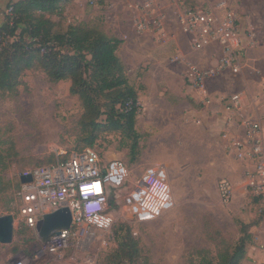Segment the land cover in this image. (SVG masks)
Segmentation results:
<instances>
[{
	"label": "rangeland",
	"instance_id": "rangeland-1",
	"mask_svg": "<svg viewBox=\"0 0 264 264\" xmlns=\"http://www.w3.org/2000/svg\"><path fill=\"white\" fill-rule=\"evenodd\" d=\"M10 1L16 0H0L4 20ZM73 1L68 0L61 14L46 16L54 22L55 32H65L70 25L78 24L103 31L108 10L123 13L132 3L79 0L72 5ZM193 1H198V6L215 8L219 0ZM227 5L237 13L245 50L252 44L261 48L254 53L259 73L249 83L257 96L264 91V0H226ZM22 82L17 94L0 92V172L6 184V190L0 194V217L13 215L15 219L13 242L0 243V264H200L204 257L217 261L219 253L238 243L241 223L246 220L253 221L251 226L261 225L258 229L262 239L247 250L257 252L252 249L254 245L264 252V210L259 211L256 201L248 195L241 166L231 179L236 190L232 201L224 204L221 200L218 185L223 177L230 178L223 175V165L228 171L237 160L228 147L223 162V139L209 130L214 119L188 113L186 104L172 106L160 101L157 107L139 110L135 149L133 139L127 135L104 129L90 146V128L83 124L84 107L77 96L70 94V81L54 83L35 68L25 72ZM236 85L228 84L227 90ZM263 98L262 94L260 113L264 117ZM104 102L102 99L101 104ZM194 105L199 109L202 103ZM85 150L95 151L105 162L124 163L127 183L116 193V207L109 209L113 223L108 231L92 228L79 245L73 243L51 252L48 240L40 239L21 219L19 177L26 170L52 165ZM156 166L167 170L174 205L158 218L141 220L128 196L146 170ZM127 230L140 252L132 262L116 255L122 243L127 247ZM246 258L240 264H264Z\"/></svg>",
	"mask_w": 264,
	"mask_h": 264
},
{
	"label": "built area",
	"instance_id": "built-area-1",
	"mask_svg": "<svg viewBox=\"0 0 264 264\" xmlns=\"http://www.w3.org/2000/svg\"><path fill=\"white\" fill-rule=\"evenodd\" d=\"M178 21L186 34L192 38L193 47L203 50L218 46L221 57L214 67L202 69L191 67L188 74L192 86L204 89L205 82L224 72L234 74L242 70L246 50L236 13L219 0L216 7L181 5ZM143 11L136 27L138 32H158L162 29V17L151 2L137 4ZM12 14V8L7 10ZM226 128L222 139L228 140L229 149L241 162L247 179L248 194L256 201L259 211L264 210V127L252 118H238L242 96L234 94L223 100ZM138 106H141L138 101ZM235 122L237 129L231 130ZM242 130L241 134L239 130ZM31 176L32 181L19 180L20 216L24 224L35 231L43 215L68 207L73 222L68 230L53 234L47 245L51 252L79 245L92 228L108 231L113 223L110 200L126 186L127 166L117 160L105 162L92 150L73 153L69 158L52 165L26 170L20 177ZM221 200L229 204L235 194L233 184L223 179L218 185ZM115 198V199H116ZM115 201V200H114ZM129 204L135 206L141 220L160 217L174 205V199L165 167L156 166L146 170L128 196ZM16 264H24L18 262Z\"/></svg>",
	"mask_w": 264,
	"mask_h": 264
},
{
	"label": "trees",
	"instance_id": "trees-1",
	"mask_svg": "<svg viewBox=\"0 0 264 264\" xmlns=\"http://www.w3.org/2000/svg\"><path fill=\"white\" fill-rule=\"evenodd\" d=\"M177 1L183 6H196L193 0ZM67 2H9L12 14L7 13L0 26V92L17 94L25 72L35 68L54 83L70 81V94L77 96L84 107L83 124L90 128L89 145H93L97 134L104 129L127 135L133 139L135 149L139 137L135 130L139 95L129 83L117 55L121 41L81 24L70 25L65 32H55L54 22L46 16L61 14ZM4 181L0 172V194L6 190ZM114 202L110 200L111 209L116 207ZM252 222L241 223L242 236L234 248L219 253L217 261L204 257L200 264H240L246 258L247 247L253 243L249 230ZM127 239V247L122 243L116 255L132 262L140 252L129 230Z\"/></svg>",
	"mask_w": 264,
	"mask_h": 264
},
{
	"label": "crops",
	"instance_id": "crops-1",
	"mask_svg": "<svg viewBox=\"0 0 264 264\" xmlns=\"http://www.w3.org/2000/svg\"><path fill=\"white\" fill-rule=\"evenodd\" d=\"M78 1L74 0L72 5H74V2L78 3ZM131 1L132 3L125 8L123 13L108 10L105 26L102 30L109 36L121 41L117 55L125 67L129 83L138 91V101L141 107H157V102L160 101H165L166 104L172 106L186 104L188 113L192 112L196 116L203 115L206 119H214L209 130L218 134L219 138L222 139L221 134L227 125L225 116H223L224 104L222 98L238 93L242 96V105L237 117L252 118L261 122L264 127V117L260 113V101L262 100V94L264 95V86H262L263 92L256 96L249 85L253 76L259 73L254 57L255 52L261 51L257 44L247 45L241 74L234 75L231 72H224L218 77L208 79L205 82L204 89L196 88L190 84L188 79L190 68L208 69L214 67L221 57V49L215 45L203 50H196L193 47L191 36L183 31L178 21L182 7L177 0ZM146 2H151L162 17V29L158 32L140 33L137 30L136 24L143 11L137 9L136 6ZM196 3L198 5L199 2ZM204 3L206 4V2ZM204 3L200 5H204ZM4 22L3 14L0 13V26ZM234 82L237 85L228 91L227 85ZM262 103L264 104V100ZM194 104L201 107L196 109ZM237 127L235 122L231 124L232 131H235ZM241 132L240 129L239 133L241 134ZM222 141L224 162L227 159L226 154L229 153V142L225 139ZM236 162L239 166L236 164L228 171L225 170L227 166L223 165V175L230 176V178L223 177V179H227L233 184L235 183L231 179L236 177L234 173L240 170L241 167L244 170L242 164L240 165L238 160ZM244 195H247L246 188ZM251 221L246 220L244 222L250 223ZM260 226L253 225L251 227L253 242H256L257 245L262 241L259 234L261 229H258ZM252 246V249H256L257 252L247 250L246 257L263 263L264 252L262 253L258 247Z\"/></svg>",
	"mask_w": 264,
	"mask_h": 264
},
{
	"label": "water",
	"instance_id": "water-1",
	"mask_svg": "<svg viewBox=\"0 0 264 264\" xmlns=\"http://www.w3.org/2000/svg\"><path fill=\"white\" fill-rule=\"evenodd\" d=\"M31 176L21 177V183L31 182ZM73 222V215L68 207H63L57 211L47 213L37 222L35 232L42 240H49L53 234H59L61 230H68ZM13 215L0 217V243L11 244L14 238Z\"/></svg>",
	"mask_w": 264,
	"mask_h": 264
}]
</instances>
